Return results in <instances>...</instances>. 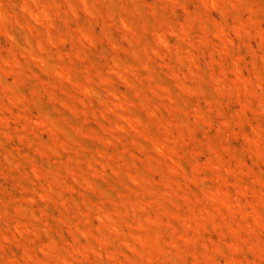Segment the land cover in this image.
Returning a JSON list of instances; mask_svg holds the SVG:
<instances>
[{
  "label": "rangeland",
  "instance_id": "374dc122",
  "mask_svg": "<svg viewBox=\"0 0 264 264\" xmlns=\"http://www.w3.org/2000/svg\"><path fill=\"white\" fill-rule=\"evenodd\" d=\"M0 4V264H264V0Z\"/></svg>",
  "mask_w": 264,
  "mask_h": 264
},
{
  "label": "bare ground",
  "instance_id": "6f19581e",
  "mask_svg": "<svg viewBox=\"0 0 264 264\" xmlns=\"http://www.w3.org/2000/svg\"><path fill=\"white\" fill-rule=\"evenodd\" d=\"M0 5H1V4H0ZM0 10H1V8H0ZM1 12H2V10L0 11V15H2V13H1ZM0 19H2V20H3V17H1Z\"/></svg>",
  "mask_w": 264,
  "mask_h": 264
}]
</instances>
